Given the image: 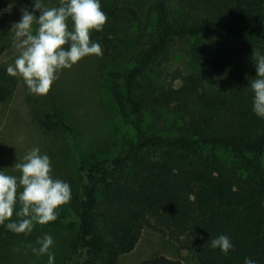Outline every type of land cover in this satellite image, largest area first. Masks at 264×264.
Segmentation results:
<instances>
[{"label":"trees","instance_id":"trees-1","mask_svg":"<svg viewBox=\"0 0 264 264\" xmlns=\"http://www.w3.org/2000/svg\"><path fill=\"white\" fill-rule=\"evenodd\" d=\"M44 3L58 7L61 0ZM100 3L113 26L132 29V51L110 71L108 90L134 136L113 157L97 151L80 161L69 203L76 232L60 264H117L144 228L167 236L198 264H244L245 257L264 264V119L252 112L248 86L256 75L253 53L264 54V0H153L143 15ZM31 6L0 0V54L13 44L8 14ZM110 32L104 24L90 33L106 54ZM176 38L189 42L190 71L162 77ZM6 68L0 66V105L18 83ZM166 114L180 121L173 129L163 123ZM37 124L43 132H73L60 107ZM220 234L234 245L227 255L210 246ZM138 264L184 263L155 255Z\"/></svg>","mask_w":264,"mask_h":264},{"label":"rangeland","instance_id":"rangeland-1","mask_svg":"<svg viewBox=\"0 0 264 264\" xmlns=\"http://www.w3.org/2000/svg\"><path fill=\"white\" fill-rule=\"evenodd\" d=\"M111 4L126 5L143 15L153 0H107ZM174 0H168L173 4ZM24 9V8H22ZM22 9H14L8 14L10 28L21 19ZM106 21L105 29L113 41L106 54L101 39H96L102 48V55L82 58L71 69L62 70L46 95L30 94L22 79L18 78L12 97L0 105V168L9 175L19 176L11 168L16 161L32 148L38 147L41 153L51 158L52 175L70 184L72 197L77 190V177L80 161L91 152L99 151L105 157L115 156L121 147L134 136L132 128L124 123L117 112L108 90L111 70L119 69L132 51V29L122 25L113 26ZM37 27L35 24L33 28ZM112 28V29H110ZM13 33L10 32V42ZM189 42L176 38L171 42V57L161 72L179 70L190 71L187 48ZM19 54L13 44L0 54V66H8ZM174 84L179 85V80ZM53 107H60L72 125L71 135L61 130L43 132L37 117ZM164 125H178V118L166 114ZM224 160L228 159L224 150L217 151ZM72 199V198H71ZM71 201V200H70ZM58 209L56 224L35 225L31 234H15L0 225V264H48L47 256L32 253L31 247H38V238L49 234L54 239L51 251L55 264L63 261L65 248L76 232V222L69 213V203ZM12 219H16L13 215ZM73 221V222H72ZM31 246V247H30ZM155 255H165L180 259L184 264H198L197 260L185 249H180L167 236L144 228L133 250L121 254L117 264H138L141 260Z\"/></svg>","mask_w":264,"mask_h":264},{"label":"clouds","instance_id":"clouds-1","mask_svg":"<svg viewBox=\"0 0 264 264\" xmlns=\"http://www.w3.org/2000/svg\"><path fill=\"white\" fill-rule=\"evenodd\" d=\"M31 5L30 10L22 9L21 19L12 24L13 46L19 54L6 72L22 79L30 94L46 95L62 70L71 69L82 58L102 55L101 45L90 40V33L102 31L107 16L100 0H61L58 7H48L44 0H31ZM253 56L256 75L248 84L252 91V112L264 119V54ZM11 168L19 176L0 168V225L27 236L35 225L57 219L59 207L72 198L71 186L52 175L51 158L38 147L29 150ZM13 215L16 219H12ZM36 244L38 247L30 246L32 253L46 255L48 264H55L51 251L53 237L44 234ZM210 246L224 255L234 247L225 234L212 238ZM244 264L257 261L245 257Z\"/></svg>","mask_w":264,"mask_h":264}]
</instances>
